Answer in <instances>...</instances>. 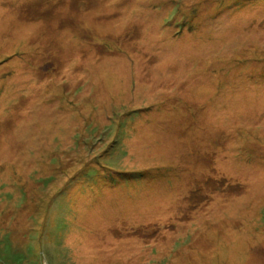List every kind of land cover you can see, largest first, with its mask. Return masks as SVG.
I'll use <instances>...</instances> for the list:
<instances>
[{"label":"rangeland","instance_id":"rangeland-1","mask_svg":"<svg viewBox=\"0 0 264 264\" xmlns=\"http://www.w3.org/2000/svg\"><path fill=\"white\" fill-rule=\"evenodd\" d=\"M0 264H264V0H0Z\"/></svg>","mask_w":264,"mask_h":264},{"label":"bare ground","instance_id":"bare-ground-1","mask_svg":"<svg viewBox=\"0 0 264 264\" xmlns=\"http://www.w3.org/2000/svg\"><path fill=\"white\" fill-rule=\"evenodd\" d=\"M87 235V234H86ZM237 247H239V245H237ZM236 248V247H235ZM237 249H239V248H237Z\"/></svg>","mask_w":264,"mask_h":264}]
</instances>
